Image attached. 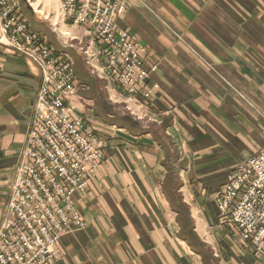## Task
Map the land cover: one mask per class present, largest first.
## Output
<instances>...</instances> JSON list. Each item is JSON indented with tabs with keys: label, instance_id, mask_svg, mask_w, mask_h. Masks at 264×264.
I'll return each mask as SVG.
<instances>
[{
	"label": "crops",
	"instance_id": "1",
	"mask_svg": "<svg viewBox=\"0 0 264 264\" xmlns=\"http://www.w3.org/2000/svg\"><path fill=\"white\" fill-rule=\"evenodd\" d=\"M20 13L72 60L76 91L66 104L104 155L74 196L85 226L60 238L53 264H264L218 224L216 204L229 173L264 147V0H126L115 27L156 65L158 88L137 99L140 119L86 63L83 26L60 35L22 4ZM39 82L32 62L0 46V222Z\"/></svg>",
	"mask_w": 264,
	"mask_h": 264
},
{
	"label": "built area",
	"instance_id": "2",
	"mask_svg": "<svg viewBox=\"0 0 264 264\" xmlns=\"http://www.w3.org/2000/svg\"><path fill=\"white\" fill-rule=\"evenodd\" d=\"M58 1L62 24L90 34L82 54L91 71L107 75L123 90L126 112L144 118L137 99L150 100L158 88L150 81L156 65H146L144 45L115 27L126 0ZM0 46L25 56L40 75L0 222V264H53L60 238L85 226L74 196L87 189L104 155L93 129L66 104L76 91L72 60L29 28L18 0H0ZM216 204L218 224L233 227L264 263V147L229 173Z\"/></svg>",
	"mask_w": 264,
	"mask_h": 264
},
{
	"label": "rangeland",
	"instance_id": "3",
	"mask_svg": "<svg viewBox=\"0 0 264 264\" xmlns=\"http://www.w3.org/2000/svg\"><path fill=\"white\" fill-rule=\"evenodd\" d=\"M20 5L28 11L34 13V19L43 26L46 24L50 28H54L60 35L69 34L71 30L65 27L61 22V13L58 0H18ZM41 20L44 22L42 23ZM55 25V26H53Z\"/></svg>",
	"mask_w": 264,
	"mask_h": 264
}]
</instances>
